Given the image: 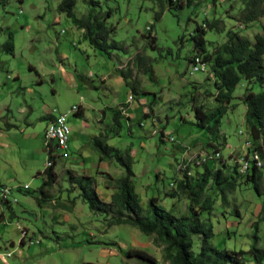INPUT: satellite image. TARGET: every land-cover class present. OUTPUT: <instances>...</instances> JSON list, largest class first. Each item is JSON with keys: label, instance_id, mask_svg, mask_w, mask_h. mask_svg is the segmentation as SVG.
Listing matches in <instances>:
<instances>
[{"label": "rangeland", "instance_id": "rangeland-1", "mask_svg": "<svg viewBox=\"0 0 264 264\" xmlns=\"http://www.w3.org/2000/svg\"><path fill=\"white\" fill-rule=\"evenodd\" d=\"M60 1L0 0V188L11 187L18 199L10 209L4 208L5 222L0 220V264L144 263L128 257L130 249L144 250L154 264H169L154 234H144L129 224H108L111 214L92 211L72 187L68 171L94 175L99 197L109 201L114 181L125 169L115 160L99 161L92 148V137L106 133L109 145L130 151L142 207L156 197L174 214L185 213L188 200L183 194L175 198L165 195L173 188L170 184L182 176L177 169L180 160H176H187L197 152L203 156L202 150L212 154L218 148L224 160L239 162L247 150L245 139H249L246 107L240 97L246 88L253 92L264 89V84L241 77L221 117L218 134L198 126L193 107L210 110L215 104L210 94L214 86L209 67L205 72L190 73L191 34L205 19H221L223 31L207 30L205 35L206 48L213 51L225 42L229 29L252 40L263 31L264 16L240 27L239 0L165 7L159 19L154 15L165 0H76L73 11L77 17L92 10L107 15V25L115 27L111 38L121 49H112L108 56L91 47L83 30L58 10ZM9 33L13 52L2 48ZM121 71L138 93L126 84ZM73 105L82 110L81 115L70 111ZM116 109L122 115L117 133L112 128ZM59 112L68 113L70 155L55 160L56 180L44 189L43 196L46 116L51 114L54 120ZM161 132L175 141L166 136L161 141ZM58 143L52 141L53 152H62L56 148ZM257 143L264 150V135ZM218 162L210 167L214 169ZM191 164L189 169L197 176L202 169ZM259 167L261 195L244 178L236 179L225 200L209 186L206 189L215 199L211 212L203 216L213 225L212 245L248 251L256 223L259 244L264 246L262 159ZM18 184H28V189L20 190ZM19 228L27 231L22 244ZM250 255L246 252L247 264H252Z\"/></svg>", "mask_w": 264, "mask_h": 264}, {"label": "trees", "instance_id": "trees-1", "mask_svg": "<svg viewBox=\"0 0 264 264\" xmlns=\"http://www.w3.org/2000/svg\"><path fill=\"white\" fill-rule=\"evenodd\" d=\"M75 1L61 0L58 10L66 13L73 23L83 30L82 36L89 45L108 56H111L112 49H121L119 42L111 38L115 27L107 25V15H100L90 10L81 17H77L73 11ZM239 1L242 5L238 17L241 21L240 27L264 16V0ZM200 2L202 0H165V4H159L160 9L155 13L154 18L159 19L165 7L171 9ZM219 23L222 25L219 26ZM223 29V22L218 18L211 21L205 19L200 25L196 24L194 32L191 34L194 56L188 58L190 63L193 57L200 56L206 65L205 71L209 67L210 77L213 79L214 93L210 94L214 96V106L208 111H204L201 106L193 107L196 124L211 134H218L221 117L227 112L233 91L241 77L246 78L249 83L264 84V28L262 32L255 33L252 40L229 29L226 32L225 42L213 51H208L205 39L207 30L223 31ZM152 40L155 42L154 36ZM2 48L13 52L11 33L8 34V39ZM120 74L133 93H138L136 87L127 81L126 73L121 71ZM131 96L133 99V95ZM240 100L246 107L245 121L251 140L248 139V141L251 142L253 149L258 150L262 162H264V150L262 145L257 143V140L264 135V89L253 92L250 88H246ZM75 114L81 115L82 110L78 107ZM146 114L144 113L143 117ZM121 117L119 109L113 111L112 128L116 133L120 129L119 119ZM165 136L169 138L172 135H165L161 132L160 140L162 141ZM91 146L97 152L99 161L115 160L125 169V174L114 181V191L110 195V200L105 201L99 197L94 175H78L68 171V180L72 187L78 190L79 196L92 211L112 215L108 224H129L144 234H154L156 243L163 246V256L169 264H247L246 252L251 254L252 264H264V246L259 244L260 237L257 233L256 223L248 251L231 250L226 247L218 248L211 244V238L214 236L213 225L203 218L204 215L211 212L215 201L211 194L206 193L208 186L222 200H225L227 193L235 187L236 179L244 178L252 185L255 193L261 195L258 180L263 164L258 168L252 167L246 174H240L236 163L224 160L221 156L219 159H209L203 163L200 166L202 171H198L197 176L188 175L184 171L175 184L171 183L173 188L165 192L166 196L172 198L183 194L188 200L186 212L176 215L159 204L156 197L150 198L147 206L142 207L140 197L135 191L134 174L131 170L132 159L128 149L122 151L109 145L106 133L93 136ZM178 146L180 144H177ZM216 150L219 149L214 148V151ZM216 161L221 162H218V165L212 169L210 166ZM54 165L55 162L52 166L44 168L42 172L44 179L40 193L43 196H45L44 189L51 186L56 180ZM107 177L112 180L109 174ZM37 200L40 202L39 198ZM262 209H264V200ZM127 256L143 260L142 264H154L152 257L144 250L130 249Z\"/></svg>", "mask_w": 264, "mask_h": 264}, {"label": "built area", "instance_id": "built-area-1", "mask_svg": "<svg viewBox=\"0 0 264 264\" xmlns=\"http://www.w3.org/2000/svg\"><path fill=\"white\" fill-rule=\"evenodd\" d=\"M205 70H206L205 62L202 59H199V61L194 65V69L190 73H193L195 71H205ZM128 100L130 101L129 95H128ZM77 109L78 107L73 105L70 108V111L76 112ZM67 114L68 113H60V112L56 113V118L54 120H49L45 127L44 138H43L44 150L46 151V154H47V158L45 161V168L52 166L56 159H65V158H68L70 155L69 136H70L71 129L67 123ZM239 134H243V132L240 131ZM54 138H61L62 152L52 151V141ZM169 139L171 141L175 140L173 136H170ZM244 143L247 149L246 153L240 156V163L236 165V167H240V173L241 171H249L252 167L258 168L259 166V162L257 160L256 155L253 153V147L251 143H249L248 138L245 139ZM249 147H250V150H248ZM202 151H203V159L193 160L191 165L195 164V165L201 166L203 163L207 162L209 159L221 158V153L219 154V156H210V152L205 151V150H202ZM177 169L180 173H183L185 171L188 175L192 174L189 168H177ZM17 187L20 188V190L21 189L26 190L28 189V184L17 185ZM16 203H18V199L15 196V192H13L11 187L9 186L1 187L0 188V206L4 209L5 207L9 208L13 204H16ZM19 231H20L21 239H25L26 235L24 232H21V228H19ZM29 243H33V241L29 239ZM10 255H11V252H7V256H10Z\"/></svg>", "mask_w": 264, "mask_h": 264}, {"label": "bare ground", "instance_id": "bare-ground-1", "mask_svg": "<svg viewBox=\"0 0 264 264\" xmlns=\"http://www.w3.org/2000/svg\"><path fill=\"white\" fill-rule=\"evenodd\" d=\"M199 59H201L200 56H195V57H193V58L191 59V61H190V72H192V70L194 69V65L199 61ZM53 140H58V142H59L56 148H62V141H61V138H54ZM250 141H251V140H250ZM250 141H249V143H251ZM186 150H187V149L185 148L184 151L182 152V156H184L183 153L186 152ZM202 152H203V151H202ZM253 153L256 155L258 162H260L261 156H260L258 150L254 148V149H253ZM219 154H220V151H219V150H216V151H213L212 154H210V156H219ZM202 159H203V156L200 155V152L195 153V155L192 156V157L189 156V158H188L187 160H184V159L181 157L180 162L178 163V167H177V168H189L190 163H191L193 160H202ZM239 163H240V157H239V162L236 161V165L239 164ZM258 167H259V166H258ZM237 168H238V171H239V173H240V167H237ZM247 172H248V171H241L240 174H246ZM21 232H24L25 235L27 236V231H26L25 229H22ZM22 240H24V239H22ZM26 242H27V241H26ZM6 256H7V253H6Z\"/></svg>", "mask_w": 264, "mask_h": 264}, {"label": "crops", "instance_id": "crops-1", "mask_svg": "<svg viewBox=\"0 0 264 264\" xmlns=\"http://www.w3.org/2000/svg\"><path fill=\"white\" fill-rule=\"evenodd\" d=\"M46 119H47V123H48V121L51 119V120H53L52 119V115L51 114H49V115H47L46 116ZM47 123H46V125H47ZM46 127V126H45ZM44 130H45V128H44ZM43 138H44V132H43ZM0 144H2L3 145V143L2 142H0ZM184 151V150H183ZM56 173V172H55ZM18 185H20V184H18ZM12 207V206H11ZM10 207V208H11ZM9 208V209H10ZM3 209V208H2ZM4 217H5V213H4V209L3 210H1L0 211V220L2 221V222H5V220H6V218L4 219ZM21 229H24V228H21ZM26 230V229H25ZM22 243H24V240H22V239H20V244H22ZM10 245L11 246H14V241L13 240H10ZM8 252H10V251H8ZM1 253H0V257H1ZM11 256V255H10ZM6 257V256H5ZM9 257V256H8ZM7 258V257H6ZM6 258H1L2 260H7ZM14 260H16V259H14Z\"/></svg>", "mask_w": 264, "mask_h": 264}]
</instances>
